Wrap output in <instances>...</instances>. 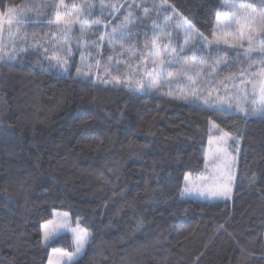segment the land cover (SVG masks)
Instances as JSON below:
<instances>
[{"label":"trees","instance_id":"obj_1","mask_svg":"<svg viewBox=\"0 0 264 264\" xmlns=\"http://www.w3.org/2000/svg\"><path fill=\"white\" fill-rule=\"evenodd\" d=\"M260 1L243 0L256 11ZM76 2L64 0L66 10L59 0H0V12L15 7L24 21L12 26L17 51L8 45L0 60V264H48L52 252L74 250L70 234L42 240V227L56 212L90 233L79 264H264V118L194 110L163 95L167 84L160 92L140 90L135 81L103 84L96 74L103 78L110 70L108 51L99 69L93 63L91 84L77 77L78 54L70 75L54 74L40 48L50 46L55 27L47 20L57 11L71 18L80 8L71 7ZM103 2V9L101 1L93 4L97 15L89 22L115 16L111 31L131 4L133 42L137 33L143 47L151 48L156 36L167 42L163 33L154 34L153 24L162 25L165 13L152 8L153 0ZM233 2L239 7V0H169L173 43L179 38L183 44V31L175 27L182 17L211 36ZM109 4L125 6L114 13ZM140 4L149 7L147 16ZM97 30L105 31L94 26L90 35ZM117 67L124 77L128 69L112 61ZM242 69L248 63L241 55L224 75L239 76ZM212 123L235 138L231 149L239 143L233 198L183 200L185 176L205 170Z\"/></svg>","mask_w":264,"mask_h":264},{"label":"snow or ice","instance_id":"obj_2","mask_svg":"<svg viewBox=\"0 0 264 264\" xmlns=\"http://www.w3.org/2000/svg\"><path fill=\"white\" fill-rule=\"evenodd\" d=\"M167 5V7H165ZM59 6L67 10L64 0H59ZM124 4H109L113 12H119ZM71 7H75L74 5ZM101 9L105 7L103 0ZM129 11L123 19L111 27V19L106 18L89 20L91 16L92 4L82 5L76 9L70 18L57 11L54 18L47 20L48 25H55L49 29L50 40L48 45H40L43 49L44 59L48 61V67L55 69L54 74L63 77L70 75L74 56H80V65L77 66V77L91 84L89 78L92 72L93 63L99 69L102 61L105 60V53L108 51L107 61L110 70L101 78L97 71L96 79L101 83L115 84L127 83L131 86L134 76H138L136 84L140 90L160 92V89L167 84L168 91L162 93L170 96L174 100L187 102L194 110H204L209 113H228L232 110L241 112L245 118H264V4H261L260 11L246 5L243 0L237 3H228L229 16L227 19L218 16L216 19V29L211 36H206L194 27L186 18H181L175 25L183 31V44L179 43V38L175 44L169 30V24L173 16L166 15L172 9L169 0H161L160 5H156L153 0L152 8L165 13L163 24H153L154 34L163 33L168 37L166 43H158L159 36L151 43V48L145 44L143 49H138V43L133 42V26L137 19L132 5L128 6ZM143 9V14H149V7L145 4L137 5ZM247 9V10H245ZM112 14H110L111 16ZM235 18V19H234ZM159 19V17H158ZM16 26L23 23L22 11L15 7H9L7 12H0V60H3V53L8 45L15 48L17 37L13 34L12 27L8 28L7 41L4 40V24ZM235 24V26H233ZM78 25V30L74 31L73 26ZM103 26L104 32H97L90 35L94 26ZM138 36V33L136 34ZM147 38V37H145ZM23 40V37H19ZM75 40V50L72 41ZM119 44V47H117ZM125 45L128 47L125 48ZM83 47V51H81ZM228 49H233L229 52ZM139 50V56L137 51ZM26 51V49H18ZM39 51V49H38ZM125 52L128 59H122ZM256 54L253 56V54ZM243 56L248 63V69H242L239 76L235 74L224 75L233 63L234 58ZM136 58L135 69L132 67L131 58ZM170 57V58H169ZM39 59V55H37ZM12 56H9V60ZM151 67H147L149 64ZM117 66L124 64L128 69L124 77L118 73L119 67L112 69L111 62ZM165 65L168 69L166 70ZM258 65V68L253 67ZM144 77H147L144 82ZM137 88H132L135 93ZM215 93V95L213 94ZM213 127L218 131L209 138L210 155L206 157V168L211 165L209 171L198 177L200 181L197 186L195 182L189 181V176H185V186L183 195L186 197L199 196L208 199H230L233 192V181L235 176L233 168L236 164L238 148L229 149L228 142L235 138L229 131L219 128L213 123ZM255 180V175L251 177ZM42 240L48 241L58 238L61 230H70L74 238V250L54 252L59 257L57 264H79V260L85 255V247L89 240V232L86 228H81L79 222L76 227L71 228L67 213L60 217L47 221L44 226ZM52 264V261H49Z\"/></svg>","mask_w":264,"mask_h":264},{"label":"rangeland","instance_id":"obj_3","mask_svg":"<svg viewBox=\"0 0 264 264\" xmlns=\"http://www.w3.org/2000/svg\"><path fill=\"white\" fill-rule=\"evenodd\" d=\"M67 1V0H66ZM74 1H77L75 4H73V5H75V6H78V5H76V4H80V7L82 6V5H87V4H94V6L95 5H97V1L98 0H74ZM99 1H101V0H99ZM94 2V3H93ZM260 3L261 4H264V0H261L260 1ZM71 6H72V4H71ZM258 8V7H257ZM76 9H78V8H76ZM76 9H75V11H76ZM261 10V9H260ZM260 10H258V11H260ZM74 11V12H75ZM109 12V11H108ZM91 13H95L96 15H97V7L96 8H94V10L93 9H91ZM123 18V17H122ZM228 17H226L225 19H227ZM235 19V18H234ZM7 24L5 23L4 24V26H6ZM13 26V25H12ZM12 26H8V28L9 27H12ZM233 26H235V24L233 25ZM7 28V29H8ZM12 30H13V28H12ZM7 37H8V35L6 36V40L5 41H7ZM135 40H137V42L136 43H138V49H143V46L141 45V44H139V39H138V36L137 35H135ZM154 40V39H153ZM149 43V42H148ZM125 55H126V59H128V54L127 53H125ZM137 56H139V50L137 51ZM75 57H76V55L74 56V59H75ZM170 58V57H169ZM131 63H132V67H133V69H135V66H136V58L135 57H133V58H131ZM121 65H123L124 66V64H121ZM147 67H151V63H150V59H149V64L147 65ZM165 68H166V70H171V69H168V67H167V65H165ZM139 77L137 76V79H138ZM89 79V78H88ZM91 80V79H90ZM133 81H135L136 82V79H133L132 80V82ZM104 84V83H103ZM108 84H110V83H108ZM130 89V88H129ZM214 95H215V93H213ZM235 110H232V111H230V112H234ZM236 113H238V114H240L241 112H238V111H235ZM241 114H243V113H241ZM244 115V114H243ZM220 128V127H219ZM218 130L216 129V128H214L213 127V123H212V125H211V129H210V137H212V136H214V134L217 132ZM232 142L233 141H229L228 142V145H229V149L231 150V147H233L232 146ZM236 142V141H235ZM213 146L212 145H209V143H208V146H207V149H206V155H205V170H204V172L203 173H201V174H199V175H195V174H188V176H189V181H191V182H195V184L198 186L199 185V183H200V181L198 180V177H200L201 175H203V174H205L207 171H209L210 170V168H211V165L209 164L208 165V167L206 168V157L207 156H209L210 155V149L212 148ZM237 147H238V149H239V143L237 142ZM234 154V153H233ZM235 156H236V164H235V167L233 168V174H234V176H235V180L233 181V192H232V196H231V198L230 199H227V200H223V199H208V198H205V197H199V196H192V197H186V196H184L183 195V191H182V195H181V198L183 199V200H200V201H209V202H225V201H229V200H232V198H233V195H234V192H235V183H236V178H237V175H236V172H237V166H238V158H239V151H238V153H236V154H234ZM185 186V185H184ZM57 214H59V216L60 217H63V214H65L64 212H56L55 214H54V218L53 219H56L57 218ZM67 217H68V221H69V224H70V227L71 228H74V227H76V224H77V222H73L71 219H70V217H69V214L67 213ZM52 219V220H53ZM44 226V225H43ZM79 226L81 227V225L79 224ZM82 228V227H81ZM43 232H44V228L42 227V235H43ZM64 234H70L72 237H73V233H72V231L70 230V228L68 229V230H61V233H60V236H62V235H64ZM59 236V237H60ZM89 238H90V233H89ZM56 239V238H55ZM54 239H52V240H50V241H48L47 243H49V242H51V241H53ZM73 241H74V238H73ZM89 241V240H88ZM87 246V245H86ZM85 249H86V247H85ZM54 252H60V251H54ZM54 252H52L51 253V255H50V259H49V261L51 260L52 261V264H57V261L59 260V257H57L56 255H54ZM84 256V255H83ZM48 264H49V262H48Z\"/></svg>","mask_w":264,"mask_h":264}]
</instances>
